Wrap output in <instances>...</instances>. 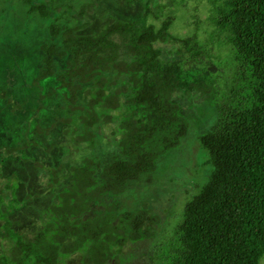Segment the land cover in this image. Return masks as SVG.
<instances>
[{
  "label": "trees",
  "instance_id": "trees-1",
  "mask_svg": "<svg viewBox=\"0 0 264 264\" xmlns=\"http://www.w3.org/2000/svg\"><path fill=\"white\" fill-rule=\"evenodd\" d=\"M20 1L28 6L29 16L46 21L50 36L39 45L43 56L40 51L35 54L38 67L32 85L21 82L26 104L34 98L37 109L51 103L45 99L47 84L42 87L39 81L53 78L70 115L59 124H75L70 133L73 145L89 149L98 141L108 151L112 144L102 133V124L120 108L126 111L112 131L116 151L107 162L87 155L78 163L52 168L50 187L63 188L57 191L59 201L49 207L50 219L33 238L8 230L6 236L13 242L0 254V264H61L77 254H83L82 264H120L129 243L155 237L161 218L146 204L121 211L114 202L96 216L83 215L104 194L119 195L131 182L153 181L159 159L180 146L189 133V121L173 95L205 98L217 93L214 80L203 69L187 66L211 58L220 48L227 50L232 76L211 100L219 111L214 128L198 136L208 154L205 164L210 165V174L186 203L159 255L169 264H261L264 0H210L211 30L205 39L196 32L173 35L170 18L159 27L144 17L114 20L95 33L80 34L89 24L85 6L68 18L84 25L67 26L58 23L47 2ZM169 43L178 45L177 52L164 53ZM64 57L63 68L55 71V59ZM5 119L10 120L8 115Z\"/></svg>",
  "mask_w": 264,
  "mask_h": 264
},
{
  "label": "rangeland",
  "instance_id": "rangeland-1",
  "mask_svg": "<svg viewBox=\"0 0 264 264\" xmlns=\"http://www.w3.org/2000/svg\"><path fill=\"white\" fill-rule=\"evenodd\" d=\"M43 1L50 5L58 23L67 26L80 23L77 20L68 21V18L85 6L84 18L89 24L78 31L80 34L95 33L114 20H137L142 17L156 27L170 18L171 33L179 37L196 32L199 39H205L211 30L208 20L210 0ZM0 10V78L3 80L0 82V117L3 118H0L1 254L13 242L11 237L6 236L8 230L24 238H33L50 219L49 207L59 201L57 191L63 188L61 184L50 187L52 168L58 164L78 163L87 155L107 162L115 154V134L112 131L126 109L124 107L113 112V119L102 124V133L110 138L109 144H112L109 151L99 147L98 141L89 149L82 148V145L75 147L70 141L75 124L60 125L58 121L70 117L64 109L66 100L58 89V81L53 78L47 80L49 82L39 81L42 87L47 84L48 90L44 93L48 95L45 99L51 102L40 104L41 109H37L36 98L27 105L21 95L22 83H26L27 87L32 85L31 76L38 67L35 54L40 51L39 55L43 56L39 45L50 39L46 21L29 16L28 6L20 0H2ZM169 50L177 52L178 45L166 44L164 53ZM65 60V57L55 59L54 70L62 69ZM210 60L214 64L209 63ZM187 67L203 69L207 77L214 80L217 93L227 87L232 76L225 48L215 49L211 58ZM28 90L26 88V93ZM217 93L205 98L175 93L173 98L181 105L190 124L189 133L182 139L180 146L159 159L151 183L131 182L126 191L119 195L104 194L83 215L96 216L114 202L120 204L121 211L137 210L146 204L160 215L161 222L156 227L155 237L129 243L121 254L120 264H169L167 258L159 255V249L168 243L186 203L199 192L210 174V165L205 164L208 154L200 145L198 136L213 129L217 122L219 111L211 103ZM6 115L11 121L5 119ZM15 122L18 127H13ZM63 130H67V133H63ZM8 148L12 150L8 152ZM82 255L64 259L61 264H82ZM261 261L264 264V257Z\"/></svg>",
  "mask_w": 264,
  "mask_h": 264
}]
</instances>
